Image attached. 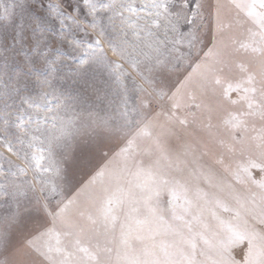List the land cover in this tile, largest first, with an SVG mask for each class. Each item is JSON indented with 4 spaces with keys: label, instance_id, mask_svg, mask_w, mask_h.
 Wrapping results in <instances>:
<instances>
[{
    "label": "snow or ice",
    "instance_id": "snow-or-ice-1",
    "mask_svg": "<svg viewBox=\"0 0 264 264\" xmlns=\"http://www.w3.org/2000/svg\"><path fill=\"white\" fill-rule=\"evenodd\" d=\"M113 24L125 36L131 33L142 40L149 50L143 53L147 58L163 54L166 44L173 51L199 45L204 59L195 61L176 87L173 107L178 113L186 105L185 90L199 78L201 95L215 97L223 112L214 120L213 105L190 92L196 111L187 115L199 121L210 142L227 153V160L224 152L217 156L202 145V155L209 156L211 165L201 164L196 156L186 175L183 162L176 166L180 175L141 169L136 173L138 196L117 189L105 196L96 214L81 211L80 224L69 221L70 210L112 175L113 159L107 153L95 164V148L84 145L67 163L55 164L50 150L46 157L45 149H36L34 167L49 176L36 177L46 196L43 203L37 199L34 209L23 206L29 197L15 173L4 182L9 174L0 163V207H7L9 200L13 205L0 214V264H264V0H11L7 8L0 4V28L15 32L12 48L19 47L29 71L45 88L64 61H78L71 72L74 77L94 61L103 63L101 37ZM89 36L92 39H86ZM54 41L61 49L66 45L69 54L54 53ZM121 67H111L117 79L124 75ZM41 72L48 77L41 79ZM16 119L17 127L29 122L22 115ZM178 122L189 123L187 116ZM60 132L71 147L77 131L65 125ZM116 156L126 160L128 149ZM89 166L87 179H76L77 172ZM62 170L71 182V194L53 208L47 200L61 192L52 177H60ZM20 172L27 176L23 168ZM125 201L129 207L121 220L117 209ZM25 212L41 221L31 231L23 221ZM134 243L140 247L134 249Z\"/></svg>",
    "mask_w": 264,
    "mask_h": 264
},
{
    "label": "rangeland",
    "instance_id": "rangeland-1",
    "mask_svg": "<svg viewBox=\"0 0 264 264\" xmlns=\"http://www.w3.org/2000/svg\"><path fill=\"white\" fill-rule=\"evenodd\" d=\"M10 2L0 0L5 8ZM26 35L30 37L31 33ZM14 36L12 29L0 28V51L4 52L0 55V113L6 114L0 116V163L4 164L9 174L4 182L13 179L11 174L15 173V178L27 191L29 198L24 201V207L34 209L37 199L43 203L46 196L40 191L41 185L36 177L46 179L49 174L36 170L32 160L38 148L45 149L46 157L50 150L55 164H60L62 160L67 163L73 151L79 153L84 145L95 148V164L105 160V153L113 159L112 175L106 178L103 185H98L82 197L78 207L70 210L69 221L77 224L83 223L79 216L81 211L87 209L96 214L105 196L117 189L131 191L138 196L136 173L141 169L180 175L176 166L178 162H183L180 167L186 175L194 167L196 156H200L201 164L211 165L209 156L202 155V145H207L209 152L213 151L217 156L224 152L210 142L199 121L187 115L196 111L191 106L190 92L213 105L214 120H218L223 112L216 106L215 97L201 95L197 87L201 83L199 78H194L191 87L185 90L186 105L178 113L173 107L172 94L176 87L192 71L193 63L204 59L199 45L191 49L183 46L173 51V46L166 44L163 54L147 58L143 53L149 50L144 42L138 41L131 33L125 36L113 24L105 27V35L101 37L106 56L103 63L94 61L83 75L74 77L71 72L78 61H64L56 77L51 78V85L45 88L29 71L19 47L12 48ZM77 37L85 38L81 33H77ZM52 50L54 53L59 50L69 54L66 45L61 49L55 41ZM115 63L122 66L124 75L121 79H117L111 71ZM47 77V72L40 73L41 79ZM21 115L29 122L17 127L19 121L16 118ZM184 116L189 121L186 126L178 122L179 117ZM65 125L69 130L74 128L77 131L71 147L61 137L60 130ZM125 148L128 149V157L121 160L116 154ZM224 156L227 160L226 152ZM44 164H48V159ZM212 166L218 174L224 175L219 165ZM21 168L27 176L21 174ZM91 170V166L83 167L77 172L76 179H87ZM52 179L61 192V195L47 200L54 208L57 201L71 194V182L63 170L60 177ZM7 203V207H0V214L12 210L11 200ZM128 207L125 201L117 209L121 220L126 219ZM23 221L28 231L41 223L27 212ZM118 227L119 224L117 230ZM139 247V244H133L134 249Z\"/></svg>",
    "mask_w": 264,
    "mask_h": 264
}]
</instances>
